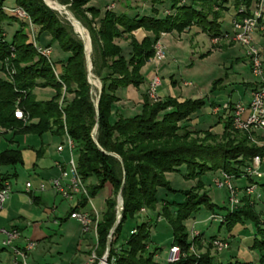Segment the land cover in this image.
I'll use <instances>...</instances> for the list:
<instances>
[{
  "label": "trees",
  "instance_id": "1",
  "mask_svg": "<svg viewBox=\"0 0 264 264\" xmlns=\"http://www.w3.org/2000/svg\"><path fill=\"white\" fill-rule=\"evenodd\" d=\"M6 1L0 0V130L12 131L15 135L40 136L48 132L59 138L67 136L73 142L79 177L83 182L90 178L96 182L86 187L87 196H82L79 204L70 210L69 217L73 211L84 207L106 183L110 184L111 196L105 200L96 224L97 245L92 264H97L106 251L108 236L116 222L119 193L122 212L111 234L109 264L112 259L113 264H224L216 262L209 253L211 241L217 236L204 240L207 249L198 258L188 252L192 243L201 247L203 236L199 233L191 238L184 221L202 210L221 218L217 221L219 230L224 227L230 232L236 225L252 223L255 238L251 249L264 252V214L256 211V203L243 193L246 186L254 183L264 193L263 181L243 175L252 158L263 156L264 149L251 144L248 133L233 128V104L229 103V110H223L217 120L221 133L196 132L190 126L191 117L206 105L205 98L167 97L152 102L144 94L139 114L113 116L114 104L119 101L117 91L129 86L138 89L144 84L141 68L155 57V46L162 34L193 30L209 39L230 37L232 29L222 28L225 14L230 13L231 26L232 20L251 16V9L261 0H188L187 3L185 0H114L112 7L122 8L115 11L109 10V4L104 5L102 11L90 3L92 0H58L63 5L71 2L70 11L89 33L91 73L101 84L97 107L88 81L84 43L75 36L70 25L43 0H14V7H7ZM139 8L150 14H129ZM16 9L25 13L28 24L18 22L7 11ZM15 24L18 29L8 38L6 28ZM34 28H38L37 35ZM138 30L145 34L140 41L134 36ZM45 34L61 51L69 54L65 60L53 64L37 50V47L43 48L38 42ZM50 46L44 48L50 49ZM220 83L221 79L215 81L212 90ZM36 87L51 88L55 95L48 101H37L33 95ZM16 108L23 112L25 122L14 117ZM257 138L264 142V136ZM19 164H23L20 151L0 152V167ZM215 172L232 177L243 193L240 206L233 210L222 208L227 210L226 214L215 213L219 208L212 203L202 180L204 175ZM171 173L181 174L185 180H196V183L189 189H173L167 180ZM158 190L164 192L163 198L159 197ZM159 202L162 204L160 213L155 218L150 217ZM142 210L146 212L142 214ZM140 216L145 219L136 223L118 245L125 223ZM161 219L171 227L169 248L178 246L185 254L177 262L162 263L155 259L161 250H149L153 223Z\"/></svg>",
  "mask_w": 264,
  "mask_h": 264
},
{
  "label": "rangeland",
  "instance_id": "2",
  "mask_svg": "<svg viewBox=\"0 0 264 264\" xmlns=\"http://www.w3.org/2000/svg\"><path fill=\"white\" fill-rule=\"evenodd\" d=\"M49 1L55 6H64L67 10L68 15L72 16L76 21H78L69 9L71 6L70 1H69L70 3L64 4V5L61 4L58 0H49ZM100 1L102 2V0H100ZM113 1L114 0H108V2H106V3L109 4L108 5L109 10L115 11L117 9H114L112 7V5L110 4ZM185 1L187 3L188 0H185ZM43 3L45 5L47 4L45 0H43ZM90 3L93 6L97 7L96 5H94V4H96L95 0H92ZM133 4H135V2ZM5 5L7 7H14L15 6L14 0H7ZM142 6L143 5H140V7H142ZM255 6L253 7V9L255 8ZM102 7L103 6H101V8L100 7H97V8L102 9ZM48 8H50V7H48ZM253 9H251V10L253 11ZM53 11H55V10H53ZM102 11H103V9H102ZM55 12L58 14L59 18L63 22L66 21L70 25L75 36L83 42L82 37H81L83 35L82 31L80 29H78V33L81 35L80 36L75 31V28L72 26L71 22H69L67 20L68 16H66L65 13H59L57 11H55ZM136 12L140 13V15H142L143 13H145L146 15L150 14V12L147 10L145 12H143V10L141 8L136 9V10H132L131 12H129V14L132 15V14H135ZM161 13L162 12H160V15H161ZM229 14L230 13L225 14L226 16H225V19H224V22L222 25L223 29H227L230 26ZM11 16L16 17L18 22H20V23L22 22V23L28 24V22H29L28 17H26V19H24V18L19 17L18 14L13 15V13L11 14ZM86 17L88 19H91V16L89 14H87ZM78 22L80 23V21H78ZM82 27L84 28V30L89 35L87 29L83 25H82ZM17 29H18L17 24L9 27L8 29L6 28V30H8V34H7L8 38H10V36L13 34V32ZM28 30H29V32H31V26H28ZM34 32L37 35L38 28H34ZM187 32L190 33V31H186V33ZM257 32H262V31L258 30L255 33H257ZM255 33L253 34V40H254ZM194 37H195V35H193L191 38H192V41L193 42L196 41V43H195V46H193L192 48L196 52L195 53L196 56L192 57L191 54L188 52V50H177V51L172 50V54L168 55L167 50L163 48L164 59L159 60V61L168 62L167 59H169V67L165 68L161 73L155 72L156 69H154V65L146 66V64H148V63H146L141 68V74L145 80V84L141 85L142 92L144 94H146L145 91H147L149 82H150V80L154 74H157L159 79H160V85L156 88V96L158 97V100H164L167 97H173V98H177L179 100V96H176L177 93H179V92H177V90L180 89L182 91H187V90H191L193 88L198 89L197 90L198 93L195 94L197 96L194 99L205 98L206 99V105L204 107H202L200 109V111L198 112L197 116H200V117L197 118L195 116V117H193V119H191L192 124H190V126L193 125L192 130H194L196 132L197 131L210 130L213 133H221L220 132L221 128H220V125L217 124V120L221 115L223 105L227 103L226 101H235L238 98H241L242 102L245 103V102H248V100L250 99L248 92H244V89L241 85H238V86L237 85H234V86L229 85L230 82H236V83L241 82L242 77L244 75L248 74V63H249V61L245 56V53H244L245 50L242 47H240L238 44L234 43V41L232 44L233 45L235 44L237 46V48H234V50H232V51L224 52V53L214 52L210 56L204 57V59L198 58V54H197L198 50L201 51V53L205 55L207 52L211 51L212 49H213V51H217V49L220 48V45L222 44V42H220V40L217 39V41L215 43H213L214 42V41H212L213 38L209 39L204 34L200 35V37L196 38V39ZM181 39H182L181 42H189V40H190V39L183 40V38H181ZM29 40L31 42H33L30 34H29ZM38 44L43 48L48 46L49 44H51V46H50V52L51 53H50L49 58L53 64L59 63V62L65 60L69 56L68 53H65L59 49L57 43L52 42L49 35L45 34V35L41 36L39 38ZM120 45L124 46L125 43H120ZM91 51L92 50H91V41H90V48H89V52H88L89 60H90V56H91ZM204 55H202V56H204ZM239 55L246 58L247 60L241 61L240 64L235 65L233 61ZM171 56L174 57V60L171 59ZM85 58H86V56H85ZM192 62L194 63L193 67H191V68L185 67L187 64L192 63ZM90 64H91V62H90ZM86 65H87V61H86ZM87 71H88V68H87ZM88 74H89L88 75V81L91 82L90 85H91L92 97H93L94 101L96 102L97 98H98L99 90L101 89V84H100V81L95 76L92 75L91 70L88 71ZM171 78L173 80H175V82L178 84V86H176L175 83L172 84ZM219 79H221L222 84L221 85L220 84L215 85L214 89L212 90L213 83ZM183 81H186V84L188 83L190 85L188 87L184 86L185 83L183 84ZM93 82H94V84H93ZM146 87H147V89H146ZM232 88H234V91L231 92ZM126 90L127 89L125 88L124 93L126 92ZM33 95L37 101H48L55 95V91L51 88H48V87H46V88L36 87L33 90ZM140 103L141 104L139 105V108H137V109L134 108V110L130 112L129 117L134 116L135 114H139L141 112L143 100L140 99ZM213 105H214V107L218 108L219 111L216 110V108H214L213 109L214 111L212 113V106ZM14 135H15L14 133L9 132V131L7 133H3L0 135V142L2 143V145L0 146V150H2V149L18 150L23 155V161H24L23 164H19V165L15 166V169L17 172V177H15V178L10 177L9 178L11 184L16 185L17 189H22L27 180H29L32 184L34 183V181L36 182L37 179H39L36 176L37 173L38 174L42 173L43 178H41V179H43L44 182L46 184H48L47 181H49L50 178L45 179L46 175L43 173L45 172V170L50 169V163L53 160H56L58 158H59V160L63 159V161L65 163L70 161L69 150H68V147L66 146L65 142H64V152L62 153V155L59 156V154L57 153V151H56L57 147L59 145H61L60 144L61 140L57 136H53L48 132H45L40 136L37 134L28 133V134H23V135H16L14 137L16 142L11 143L10 140L12 139V137ZM256 136L261 137V134L259 133ZM194 137H196L198 139L201 138V136H194ZM257 139L259 141H261L259 138H257ZM17 142H18V144H17ZM39 151L44 153L43 154L44 159H43L42 163L39 164L40 166L38 168L34 169L33 168V163L35 162L34 158H36V160L38 159V157L36 155H37V153H39ZM74 161H75V163L77 161L76 155L74 156ZM7 169L9 170V168H7ZM219 174L220 173H216V172L214 173V175L206 174L202 177V180L205 184L206 190L208 192L209 197L211 198L212 203L215 204L219 208V209L215 210V213L221 215V214H226L227 210H224V209H227L229 207H228V191L225 188H216L214 185L215 180L219 177ZM167 180L169 181L171 187L173 189H176V190H178V189L179 190L180 189H182V190L189 189L191 186H193L196 183V180L195 181L185 180L183 178V176L181 174H178V173L169 174L167 176ZM231 183L233 185H235L233 180H231ZM237 190H238V198H241L243 193L240 192L239 189H237ZM53 194H54L53 190H51V189L47 190L43 194V198L49 204H51L53 198L56 197V196L53 197L54 196ZM163 194H164V192L162 190H158V195L160 198H163ZM245 196H247V195H245ZM248 197L251 199L252 202L254 201V203H256V205L254 207L256 211L258 210L259 205L264 204L263 202L255 200L254 197H252V196H248ZM67 202L69 203V201H67ZM67 202L63 201L60 197H56L54 199V203L58 207L57 210L55 211L56 216H58V217H65L66 216V214L69 212ZM116 202H117V198H116ZM16 203H17V206L19 207L18 213H20V215H22L28 223H35V221L39 222L40 220L46 219L45 213L43 214L41 212L40 208L36 207L35 205H33L32 209L28 208V206L31 205V202L29 201L28 196H26V195L19 196V198H17ZM92 204L97 209L99 207V204H100V199L98 197L93 198ZM25 205H27V207ZM161 205H162L161 202H159L156 210L154 212H152L151 214H149V216L155 218L156 214L160 213ZM238 206H240V203L235 208H237ZM222 208H224V209H222ZM116 210H117V214H118V202L116 205ZM145 212H146L145 210H142L141 213L144 214ZM210 214H211L210 212L202 210L198 214H196L193 218L190 217L187 220H185L184 226L186 227L188 233L191 232L192 226H194L195 231L204 233L206 238L211 237V236H219V237L225 238L227 235V231L225 230L224 227L219 230L218 229L219 223L209 220ZM116 218H117V215H116ZM143 219H145V218L143 216H140L137 220H134V221L129 220L125 223V225L122 229L121 238H120V241L118 242V245H120L122 240L127 236L128 231L132 227H134L136 225V223H141V221ZM246 224H250V222H246ZM75 225H76V223L73 221L69 225L65 226L64 229H61L59 231L63 235V239L60 241V247L62 250H65V248H67V250L70 251V247L72 245V243H71L72 239L70 240V238H68L70 236H68V235H72L75 232V229H74ZM236 226H239V225H236ZM236 226H234V227L236 228ZM66 227H68V228H66ZM48 228L57 231L56 226L55 227L54 226H48ZM2 239H3V237L0 236V242L2 241ZM171 241H172V231H171V227L169 226V224L163 219L155 220L153 223V227L151 229V241H150V244L148 246L149 250L153 251L155 249H160L162 255L165 256L166 254H168V249H169V246L171 244ZM200 246L201 247L198 248L196 245H194L192 243V245L190 246L191 249H189L188 252L190 254H192L194 257L198 258L200 254H202L206 251L207 242H204V240H202L200 243ZM227 246L228 247L226 249L221 250V251L216 250L212 246L209 253L215 257V260H217L220 252L223 251V254H226V250L229 248V245L227 244ZM34 250H36V249L34 248L33 251ZM53 250H54V253H53L54 255L52 256L53 258H50V257L48 258L49 263H54V261L57 260L56 248L53 247ZM240 257L242 259H244L246 256H244V258H243V255H241ZM90 260L93 262L95 260V255H92L90 257ZM112 260H113L112 263H114L115 260L114 259H112ZM99 261H100V259L98 260V263H99ZM110 263H111V261H110ZM0 264H6L5 259L1 258ZM105 264H109L108 263V254H106Z\"/></svg>",
  "mask_w": 264,
  "mask_h": 264
},
{
  "label": "crops",
  "instance_id": "3",
  "mask_svg": "<svg viewBox=\"0 0 264 264\" xmlns=\"http://www.w3.org/2000/svg\"><path fill=\"white\" fill-rule=\"evenodd\" d=\"M108 0H102V2L100 0H95L94 5H96L97 7L104 6V5H108ZM186 2V1H185ZM111 4V3H110ZM112 5V4H111ZM113 6V5H112ZM114 7V6H113ZM119 9L121 10V6H115V9ZM224 30H228L231 31V26H229L227 29ZM144 32L142 30H138L136 32H134V36L136 37V39L138 41H140L143 37H144ZM195 35V39L199 38L200 35H202L201 33H195V31L190 30L189 32H184L181 34H176V33H170V34H162L160 37V40L158 41V43L163 46L164 49L167 50L168 55L172 54V50H188V52L191 54L192 57L196 56L195 55V51L193 50V46H195V42L192 41V36ZM181 38H183V40L185 39H190L189 42H181ZM220 42H222V44L220 45V48L217 49V51H213V49L209 52H207L205 55L201 53V51H197L198 54V58H203L210 56L212 53L214 52H229L234 50V48H237V46L233 43V41L230 39V37L227 38H223L220 39ZM254 43L255 45L260 49L261 55H262V69H263V75H264V32H257L254 35ZM211 47V46H210ZM204 55V56H202ZM171 59L174 60V57L171 56ZM247 59L242 57V56H237L234 59V64H240L241 61H246ZM165 61V60H164ZM168 62H163V61H159L156 59H152L148 62V64H146V66L148 65H154V69H156L155 72L157 73H161L165 68L169 67V59H167ZM194 66V63H189L187 64L185 67L186 68H191ZM57 68L59 69V67L57 66ZM240 75V74H239ZM171 82L172 84H176V86H178V84L175 82V80H173L171 78ZM186 84V81H183V84ZM256 79L252 76L251 72H250V65L248 63V74L244 75L241 79V82L236 83V82H230L229 85L234 86V85H241L244 89V92H248L250 98H251V91L255 88L256 86ZM145 84V81H144ZM222 84V82L220 83V85ZM190 84L187 83V85H184L186 87H188ZM147 86V85H146ZM132 86L127 87L126 92L124 93V89L122 90H118L116 95L119 98V101L116 102L114 104V110H113V116H117V115H121L123 117H129L130 112L134 110V108H139L140 103V99L143 100L144 98V93L142 92V88L141 86L136 89V88H131ZM147 89V87H146ZM145 89V90H146ZM188 89V88H187ZM198 89H191V90H187V91H182V90H177V95L179 96V100H183V99H194L197 95ZM234 91V88H232L231 92ZM146 93V91H145ZM250 99L248 100V102L243 103L241 98H238L235 101H226V104H242V105H247L249 103ZM224 104V105H226ZM223 105V106H224ZM219 106V105H218ZM216 108L214 107V105L212 106V113H213V109ZM216 110H218V108H216ZM219 111V110H218ZM223 111V109H222ZM198 112L196 114H194L191 119H193V117H200L197 116ZM190 124H192L190 122ZM198 124V123H197ZM196 124V125H197ZM193 126V125H192ZM12 132V131H9ZM3 133H7V132H3L2 130H0V135ZM13 133V132H12ZM16 135H14L12 137V139L10 140V142H16V140L14 139ZM60 144L59 146H64V141L65 138H60ZM18 144V142H17ZM2 145V143L0 142V146ZM58 146V147H59ZM57 147V148H58ZM4 150H11V149H2L1 151ZM57 151V150H56ZM64 152V148L61 152L57 153L59 154V156L62 155V153ZM22 154V153H21ZM44 153H42L41 151H39V153H37V157L38 159L36 160V158H34L35 162L33 163V168L36 169L38 168L43 161V155ZM23 158V155H22ZM24 162V161H23ZM57 163H59L61 165V167L63 169H66V164L63 159L59 160H53L50 163V169L45 170V172L43 174L46 175L45 179H49L50 182L52 179H55L57 177H59L60 175V170L57 167ZM9 168V170L7 169ZM12 168V169H11ZM33 169V170H34ZM0 172L3 174H6L10 177H17V172L15 167H0ZM37 181L32 184L29 180H27L25 182L28 183L30 182L32 185L31 190L28 192L25 188V184L23 186L22 189H17L16 185H12L11 184V194L10 197L8 199V202H6V204L3 206V208L0 210V229H10V228H16L20 231L21 233V237L19 239H17L15 241V245L18 247H23L25 246V244L27 242H34L35 246L34 248L36 250L33 251V249L28 252L27 257L25 259V263L26 264H92V261L90 260V257L92 255H94V251L97 245V235H96V227H94L93 225L90 227V230L87 233H83L80 224L78 223L77 220L72 219L69 217V212L72 208L76 207L79 202L81 201L82 196L81 195H75L73 196L72 199V203H68L65 199H63L60 195L56 194L54 192V196L53 197H60L63 201L67 202L68 204V208H69V212L66 214L65 217H58L55 215V211L57 210V205L54 203V199L52 200V203L49 204L44 198H43V194L50 189H47L44 192H39L37 190L38 184L40 182H44L42 173L40 174H36ZM95 179L90 178L88 179L86 182H83L85 187H88L92 184H95ZM11 183V182H10ZM63 186L68 185V180H64L62 182ZM26 195L29 198V201L31 202V205L28 206V208L32 209L33 205H35L36 207L40 208L41 212L46 215V219L45 220H40L35 221V223H28L25 218L20 215L19 210H18V206H17V198H19V196H23ZM111 196V186L110 184L106 183L103 187V189H101L93 198H99L100 199V204L99 207L96 209L94 207V205L92 204V199L90 198L87 202V204L84 207H79L77 209L78 212H86L88 213L92 219H99L103 210H104V206H105V200ZM27 207V205H25ZM258 210L264 214V204H261L258 206ZM257 210V211H258ZM75 222L76 225L74 226L75 232L72 235H68L70 237V240L72 239L71 243V247H70V251L67 250V248H65V250H62L60 247V241L63 239V235L62 233H60L59 231L61 229H64L65 226L69 225L72 222ZM48 226H56L57 227V231L52 230L50 228H48ZM193 228H195L194 226H192ZM68 228V227H66ZM235 228V227H234ZM232 229L230 232H227L226 237H219L217 236L219 239L224 240L228 245L229 248L226 250V254H223V251L220 252L219 257L217 260H215L218 263H240V264H245V263H252V264H264V260L262 261V258H264V252H258L257 250H252L251 247L253 245L254 242V238H255V227L253 226L252 223L250 224H246V222L242 225L236 226L235 229ZM219 229V228H218ZM197 232V231H196ZM200 234H202V240H205L206 237L204 235V233L202 232H198ZM0 236H2L0 234ZM3 237V236H2ZM212 237V236H211ZM209 238V237H208ZM217 238V239H218ZM53 247L56 248V253H57V260L54 261V263H49L48 262V258H53L52 256L54 255V250ZM61 249V250H60ZM243 255L246 256L244 259H242L240 256ZM166 257L167 254L165 256L162 255V253H160L158 256L155 257V259H157L158 261L164 263L166 261ZM5 259L6 264H12V255L10 253V251L8 250H3L1 245H0V259ZM18 264H21L20 262Z\"/></svg>",
  "mask_w": 264,
  "mask_h": 264
},
{
  "label": "built area",
  "instance_id": "4",
  "mask_svg": "<svg viewBox=\"0 0 264 264\" xmlns=\"http://www.w3.org/2000/svg\"><path fill=\"white\" fill-rule=\"evenodd\" d=\"M7 11L10 14L13 13V15L18 14L19 17L24 19H26L27 17L25 13L19 9ZM231 29L232 33L230 39L245 50L244 53L249 61L250 72L257 81L255 88L251 91V98L247 105H242L239 103L232 105L231 123L235 130L248 133V139L253 145L262 147L264 149V142L259 141L256 137V135H258L259 133L261 134V136H264V75L262 69V55L260 49L255 45L253 40V34L256 31L260 30L264 32V0H261L259 4L255 6L251 16L243 17L238 20H232ZM212 41H214L213 43H215L217 39L213 38ZM37 50L41 53V55L45 57L50 56L51 52L49 48L37 47ZM154 59H164L163 47L158 43L155 46ZM159 85L160 79L157 74H154L149 82L148 89L146 91L147 97L152 102L158 100V97L156 96V88ZM229 108V104H226L222 107L223 110H229ZM14 117L17 120H21L24 122L26 120V117L19 108H16L14 110ZM64 142L68 147L70 154V161L66 164L67 168L63 169L61 165L57 163L56 165L60 170L59 177L52 179L50 182H48V184L43 181L40 182L38 184L37 190L39 192H44L47 189H51L56 194L60 195L63 199L69 201V203H72L73 196L78 194L81 196H87V192L83 181L77 173L76 163L74 161L73 142L67 136L65 137ZM63 148L64 146H59L57 148V151L61 152ZM243 175L245 177H251L256 181L259 180L264 182V151L263 156L257 155L252 158L251 164L247 168H245ZM64 180H68V185H62V182ZM231 180L232 177L222 172L215 180L214 185L216 188H225L228 191V207L230 210H233L240 203L241 198H238V188L236 187V185H233L231 183ZM25 188L29 192L32 188L31 183H26ZM243 193L247 196L254 197V199L257 201L264 203V193L255 183L246 186ZM10 194V180L0 172V210L8 201ZM70 218L78 221L83 233H87L92 225L96 227L97 224V219H92V217L86 212L73 211L70 214ZM209 220L217 222L220 221L221 218L216 215H211L209 217ZM131 233H133V231ZM0 234L3 236L0 245L2 249L10 251L12 255V264H18L19 262L21 264H26L25 259L27 257V254L34 248L35 243L27 242L23 247L16 246L15 241L21 237L20 231L16 228H1ZM198 235L199 233L196 232L193 228L190 233V237L194 238ZM211 245L219 251L224 250L228 247L227 243L224 240L217 238L211 241ZM189 249H191V247ZM184 257L185 254L181 252L178 246H171L168 250L166 262L174 263ZM112 261L113 260H111L110 264H113ZM101 262L102 261L100 259L98 264H100Z\"/></svg>",
  "mask_w": 264,
  "mask_h": 264
},
{
  "label": "water",
  "instance_id": "5",
  "mask_svg": "<svg viewBox=\"0 0 264 264\" xmlns=\"http://www.w3.org/2000/svg\"><path fill=\"white\" fill-rule=\"evenodd\" d=\"M47 5V4H46ZM48 6V5H47ZM49 7V6H48ZM62 9H65L66 8L64 6H60ZM51 8V7H50ZM52 10H54L53 8H51ZM56 11V10H55ZM67 12V10H66ZM68 13H66V16H68L67 20L69 22H71L72 26L74 27L73 25V21H76L72 16L70 17L69 15H67ZM77 23H79L78 21H76ZM76 31V29H75ZM77 32V31H76ZM78 33V32H77ZM80 35V34H79ZM81 36V35H80ZM87 41H88V45H89V48H90V38H89V35L87 34ZM82 40L84 42V51H85V56H86V61H87V68H88V71L91 70V64H90V60H89V50L87 49L86 47V41L85 39L82 37ZM90 80V79H89ZM91 83V82H89ZM99 93H100V90H99ZM99 95V94H98ZM98 101V100H97ZM97 101L95 103V106L97 107ZM95 131H96V127L93 131V136L95 135ZM117 202H118V214H117V218H116V222L114 224V226L112 227L111 231H110V235L108 236V242H107V248H106V251H105V255L101 258V261H104L105 262V259H106V254H108V251H109V246H110V239H111V234L113 233V230L114 228L116 227L117 223L119 222V219H120V215H121V212H122V197L120 195V193L118 194V197H117Z\"/></svg>",
  "mask_w": 264,
  "mask_h": 264
},
{
  "label": "bare ground",
  "instance_id": "6",
  "mask_svg": "<svg viewBox=\"0 0 264 264\" xmlns=\"http://www.w3.org/2000/svg\"><path fill=\"white\" fill-rule=\"evenodd\" d=\"M45 1L49 5V7L53 8L57 12H59V13H65V14L67 13L66 10L65 9H62L60 6L53 5L49 0H45ZM73 25H74V28L76 29L77 32H78V29H80L82 31L83 35L81 37H83L85 39V41H86V47L89 50V45H88V41H87V38H86L87 37V32L84 30V28L82 27V25L80 23H77L76 21H73ZM93 84H94V82H93ZM100 264H104L103 261Z\"/></svg>",
  "mask_w": 264,
  "mask_h": 264
}]
</instances>
